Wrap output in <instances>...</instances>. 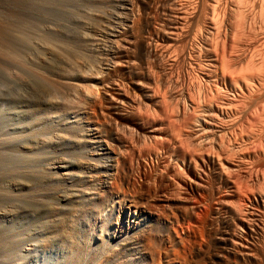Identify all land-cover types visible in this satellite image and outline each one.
Masks as SVG:
<instances>
[{"label": "bare ground", "instance_id": "1", "mask_svg": "<svg viewBox=\"0 0 264 264\" xmlns=\"http://www.w3.org/2000/svg\"><path fill=\"white\" fill-rule=\"evenodd\" d=\"M10 3L0 264H264V0Z\"/></svg>", "mask_w": 264, "mask_h": 264}, {"label": "rangeland", "instance_id": "2", "mask_svg": "<svg viewBox=\"0 0 264 264\" xmlns=\"http://www.w3.org/2000/svg\"><path fill=\"white\" fill-rule=\"evenodd\" d=\"M11 1H12V0H8V1H7V0H4V2H3V1L1 0L0 4H1L2 7H3V6H4V7H5V6H6V7H9L10 4H11V3H10ZM7 2H8V3H7ZM3 3H4V4L7 3L9 6H8L7 4H6V5H3ZM9 3H10V4H9ZM1 6H0V9H2ZM2 12H4V11H2ZM55 64L58 65V63H55ZM55 64L52 65L51 67H47L48 69L45 70V72H46V73H47V71H48V73H50L51 71H52L51 73L56 72L55 69L59 68V67H58L59 65L56 66ZM54 67H56V68H54ZM49 69H50V70H49ZM53 69H54L55 71H53ZM49 71H50V72H49ZM59 71H60V68H59V70L57 69V72H58V73H57V72H56L55 74L53 73L54 75L50 73V75H51V76L53 75L54 78H58V76H56V75H60V72H59ZM48 73H47V74H48ZM114 227H115V226H114Z\"/></svg>", "mask_w": 264, "mask_h": 264}]
</instances>
